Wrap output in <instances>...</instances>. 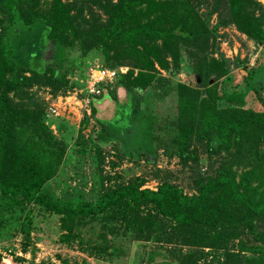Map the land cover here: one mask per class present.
<instances>
[{
	"label": "trees",
	"instance_id": "trees-1",
	"mask_svg": "<svg viewBox=\"0 0 264 264\" xmlns=\"http://www.w3.org/2000/svg\"><path fill=\"white\" fill-rule=\"evenodd\" d=\"M91 1L98 12L89 4L84 12L82 4H75L79 0H0L2 208L9 210L25 201L56 212L64 230L59 238L68 242L73 237L82 250L86 248L74 232L76 221L113 214L126 217L130 227L134 223L137 234L145 239L151 235L158 242L164 239L211 254L215 256L213 264H264V108L232 102L241 90L253 89L264 106V96L250 81L254 74L264 76V0ZM211 14H215L214 25L209 24ZM17 23L38 30L47 46L54 48V55L40 57L30 47L24 51V43L17 49L9 45V29ZM224 23H233L260 45L251 63L237 61L245 72L237 82L225 62L213 54L214 28ZM68 29L80 44L102 46L109 67L137 66L135 73L128 69L114 79L127 91L133 117L139 114V103L146 102L142 90L153 80L155 64L168 72L170 76L162 78L170 82L174 112L161 128L180 163L192 171V191L185 192L168 179L154 188L143 186L144 180L139 178L112 184L95 199L55 198L42 189L51 173L46 168L59 153L55 155L48 148L52 145L44 137L47 134L34 125L42 107H32L37 102L26 87L62 78L64 47L74 42L66 36ZM182 51L199 82L178 80ZM220 78L221 83H228V90L217 93ZM199 156L204 157V171L199 170ZM154 226L162 233L153 232ZM19 227L27 233L28 210ZM113 250L111 244H101V253ZM154 254L150 252L151 261ZM196 259L183 264H201ZM59 264L89 263L85 258L79 262L63 258Z\"/></svg>",
	"mask_w": 264,
	"mask_h": 264
},
{
	"label": "rangeland",
	"instance_id": "rangeland-1",
	"mask_svg": "<svg viewBox=\"0 0 264 264\" xmlns=\"http://www.w3.org/2000/svg\"><path fill=\"white\" fill-rule=\"evenodd\" d=\"M79 1L75 4H82L84 8L89 4L98 12V7L91 0ZM87 10L83 9L84 12ZM214 21L215 14H211L209 24L214 25ZM214 32L216 46L213 54L225 62L233 75L232 80L237 82L245 73L237 61L251 63L260 45L233 23L216 26ZM66 36L74 42L64 47L60 68L62 78L52 84L32 83L26 87L37 102L32 107H42L33 123L47 134L44 137L52 145L48 148L55 155L59 153L46 168L51 173L43 182L42 189L55 198L72 201L95 199L112 184L139 178L144 180L143 186L154 188L159 181L168 179L185 192L192 191V171L180 163L175 147L161 128L166 121L164 119L174 112V101L169 95L170 82L162 78L169 77L168 72L155 64L153 80L142 90L146 102L139 103V114L137 118L133 117L128 110L127 91L114 79L103 83L97 93L87 92L85 85L91 69L109 67L102 46L96 48L87 42L80 44L71 30ZM43 37L38 30L32 31L17 23L9 29L8 42L15 48L17 45L22 47L24 43V51L28 47L34 48L40 57L54 55V48L47 46ZM119 65L126 66L125 71L132 69L135 73L138 70L137 66L130 64H117L116 67ZM179 66L178 80L188 84L199 82L184 51L181 52ZM250 81L264 96V76L254 74ZM217 86V93L228 90V83H221V78L217 80ZM232 102L242 107L264 108L253 89L241 90ZM51 103L57 105L55 113L49 111ZM204 161V157L199 156L200 171L205 170ZM2 205L0 202V214L4 219L0 224V264H59L63 258L69 262L85 258L89 264H183L184 260L189 261L192 257L201 264H213L215 261V256L206 255L192 246L173 244L164 239L158 242L151 235L145 239L142 234H137L134 223L130 227L126 217L113 214L76 221L74 232L79 233L82 246L86 248L82 250L73 237H69L68 242L59 238L64 230L56 212L45 210L33 202L22 201L9 210ZM27 210L29 229L25 233L19 227V220ZM158 217H155L157 221ZM154 227L153 232L162 233L159 226ZM105 242L114 247L111 254L101 253V244ZM88 251L92 252L88 254ZM151 251L156 252L152 261L149 258Z\"/></svg>",
	"mask_w": 264,
	"mask_h": 264
},
{
	"label": "built area",
	"instance_id": "built-area-1",
	"mask_svg": "<svg viewBox=\"0 0 264 264\" xmlns=\"http://www.w3.org/2000/svg\"><path fill=\"white\" fill-rule=\"evenodd\" d=\"M126 68L127 67L124 65H121V66L119 65L117 67L98 66V67L92 68L89 73L86 85H85L87 88L88 94L97 93L100 88L98 84L99 82L106 83V82L112 81L113 79H115L118 72H123L125 71ZM56 106L57 105L55 103H51L49 105V111L52 113H55Z\"/></svg>",
	"mask_w": 264,
	"mask_h": 264
},
{
	"label": "water",
	"instance_id": "water-1",
	"mask_svg": "<svg viewBox=\"0 0 264 264\" xmlns=\"http://www.w3.org/2000/svg\"><path fill=\"white\" fill-rule=\"evenodd\" d=\"M198 80V79H197Z\"/></svg>",
	"mask_w": 264,
	"mask_h": 264
}]
</instances>
